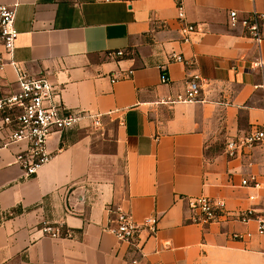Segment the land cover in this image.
Segmentation results:
<instances>
[{"label": "crops", "instance_id": "crops-1", "mask_svg": "<svg viewBox=\"0 0 264 264\" xmlns=\"http://www.w3.org/2000/svg\"><path fill=\"white\" fill-rule=\"evenodd\" d=\"M0 5L17 6L12 60L48 79L64 113L86 116L48 139L52 159L29 179L13 163L21 146L0 144V211H21L0 225V264H264V237L230 238L255 231L240 213L264 217V191L240 186L251 177L264 183V146L235 159L225 149L264 127V22L259 46L228 22L232 11L239 19L264 15V0H182L185 21L199 30L188 43L173 0ZM115 52L122 57H108ZM257 60L262 68L251 69ZM193 74L204 81L205 103L169 104ZM15 82L7 66L2 92ZM199 197L223 201L230 216L191 223L185 199ZM114 207L138 225L157 219L156 235L140 232L136 246L118 242L107 232ZM44 224L66 235L50 239Z\"/></svg>", "mask_w": 264, "mask_h": 264}, {"label": "built area", "instance_id": "built-area-1", "mask_svg": "<svg viewBox=\"0 0 264 264\" xmlns=\"http://www.w3.org/2000/svg\"><path fill=\"white\" fill-rule=\"evenodd\" d=\"M177 10V20L180 25V36L183 43H188L190 37L199 32L197 26L185 21L182 8V0H173ZM126 0H103L105 4L124 3ZM16 5H0V79L5 68L10 66L16 76V90L10 93H3L0 86V144L3 147L21 146L14 155V164L17 165L24 179L36 175L38 170L46 165L52 155L47 152V141L53 134H61L75 128L86 116L79 113H64L59 94L50 84L45 76L30 77L16 62L12 60L15 41L18 33L15 29ZM230 28L240 27L244 30L247 38L253 40L257 46L263 40L261 27L264 22V15L252 12L247 17L238 18L236 12L228 14ZM109 58L122 57V52L108 54ZM174 63L187 65L178 55H172ZM261 60L253 62L251 69H261ZM132 75L128 71L121 80L129 79ZM114 82V81H113ZM203 79L198 74H193L185 84L182 94L175 97L169 104H203L205 100L202 94ZM160 83L167 84L165 75L160 76ZM264 89V86H260ZM98 125V122H94ZM264 146V127L251 131L243 138L231 140L226 143V154L230 159H235L244 151ZM264 172V167H263ZM242 188L261 189L264 191V183L258 184L254 178H244L240 182ZM250 202H256L257 197L250 195L247 198ZM187 209L193 214L190 222L202 226L218 224L224 217L230 214L225 210V203L221 200L207 197L186 198ZM261 212H264V202L260 204ZM109 213L115 219L111 221L112 226L107 228L118 242L136 246L139 241V234L142 231L148 233L149 238L157 233V219L146 218L142 224L134 223L129 214L120 208L114 207ZM238 221L247 224L251 221L256 223L254 232H234L230 238L234 242L247 244L254 236L264 237V217L255 216V210H246L238 216ZM40 232L50 239L56 240L63 234L57 227L44 224Z\"/></svg>", "mask_w": 264, "mask_h": 264}, {"label": "rangeland", "instance_id": "rangeland-1", "mask_svg": "<svg viewBox=\"0 0 264 264\" xmlns=\"http://www.w3.org/2000/svg\"><path fill=\"white\" fill-rule=\"evenodd\" d=\"M10 213L11 212H1L0 211V225L4 222V221H6L7 220V218H9L10 217Z\"/></svg>", "mask_w": 264, "mask_h": 264}, {"label": "trees", "instance_id": "trees-1", "mask_svg": "<svg viewBox=\"0 0 264 264\" xmlns=\"http://www.w3.org/2000/svg\"><path fill=\"white\" fill-rule=\"evenodd\" d=\"M20 213H21L20 210L11 211L10 217L7 218V220L10 219V218H12V217H14V216H16V215H18V214H20Z\"/></svg>", "mask_w": 264, "mask_h": 264}]
</instances>
